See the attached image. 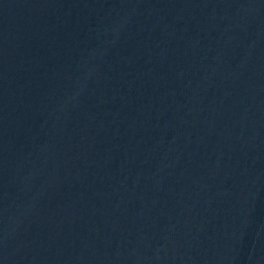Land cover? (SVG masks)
<instances>
[{
  "label": "water",
  "instance_id": "obj_1",
  "mask_svg": "<svg viewBox=\"0 0 264 264\" xmlns=\"http://www.w3.org/2000/svg\"><path fill=\"white\" fill-rule=\"evenodd\" d=\"M0 264H264V0H0Z\"/></svg>",
  "mask_w": 264,
  "mask_h": 264
}]
</instances>
